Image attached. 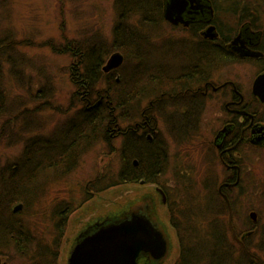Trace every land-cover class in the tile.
<instances>
[{"label":"rangeland","instance_id":"obj_1","mask_svg":"<svg viewBox=\"0 0 264 264\" xmlns=\"http://www.w3.org/2000/svg\"><path fill=\"white\" fill-rule=\"evenodd\" d=\"M148 19L149 21L145 22L140 13L133 11L127 12L121 21H124L129 30L133 29L141 34V38L146 42L142 49L151 59L150 64L158 62L164 68V73V65L167 64L166 58L168 59L169 55L168 41H175L171 47L178 51L179 46H174L181 44L182 34L171 31L163 19L156 20L153 14L149 15ZM119 20L117 0H0V46L11 43L8 47L9 58L4 59L0 52V100L10 106L9 109L6 105L0 107V173L6 168L5 175L10 178L12 172L9 165H15V162L21 160L26 141L37 134L49 136L54 129L63 130L64 126L69 124L70 118L82 107V90L76 85L72 73L75 57L70 52V47L73 43L105 41V53H109L104 65L113 53H122L125 62L113 71L114 77L121 78L134 69L147 68L149 62H138L132 49L122 44L123 38L114 43V29ZM177 63L176 70L172 72L181 68L182 64L179 61ZM103 72L109 73L104 70ZM153 72L156 71L152 69L151 73ZM154 76L164 77L159 74ZM159 80L163 83L155 84L153 90L146 94L142 104L134 105L133 111L136 107L141 111L148 109L150 100L161 98L160 94L168 89L169 80ZM102 81L95 85L97 91L103 92L102 89H106L107 83ZM148 85L150 89V84ZM4 108L7 110H3ZM168 110L161 108L156 111L159 120L156 138H166L167 151L171 152L170 155L163 156L164 174L157 185L165 193L173 191L177 199L176 205L169 206L164 203L162 195L155 189L156 184L140 182L114 186L90 198L89 186L93 181L100 178V181L107 182L116 177L115 173L122 165L124 144L121 137L114 138L111 144L102 136L85 139L74 166L50 168L32 183L15 187L19 192H16L18 195L11 207L15 208L19 204L23 206L17 211L16 219H13V222H17V230L3 234L5 238L1 241L0 248L8 243L13 247L8 255H0L3 260L8 263L10 261L9 264H30L33 254H30V259L18 250V240H22L24 245L28 243L29 250H38L34 253L38 258L39 254L50 256L63 226L66 232L64 244L70 249L78 233L93 231L94 226L90 230V224H105L114 219L119 220L133 211H143L146 202H150V208L153 209L149 217L164 230L169 240V253L160 264H173L180 252L177 232L170 223L171 209L176 210V220L182 221L187 208L196 204V201L191 203V200L198 196L201 233L204 234L210 221L219 229L220 224L215 221L214 213L216 210H221L222 213V205L219 208L215 205L212 187L204 185L210 173L207 170L201 171L199 149L193 148L188 157L176 154L180 149H189L188 146L192 144L189 142L190 136L195 131L189 135L177 134L178 129L170 131L172 127L168 126V119L170 120L169 115L172 113ZM178 118L173 116L172 120ZM135 121L123 120V124L126 127L134 125ZM180 134L184 137H177ZM248 170V173L245 172V178L249 181V177L256 178L253 181L255 189L246 187L237 200V205L235 202L236 228L240 235H245L248 231L253 234L244 247L236 246L231 250V255L226 254L223 257L235 262L242 260L243 264H264V158L252 159ZM12 182L9 181V184ZM1 183L0 179V185ZM3 198V193L0 192V207L5 205L0 220L9 216L11 209ZM190 198L192 199L189 205ZM62 211L65 212L62 214ZM67 211L72 213L69 220L65 217ZM253 212L259 213V220L252 217ZM221 217L227 220L224 212ZM58 219L65 222L62 224ZM70 256L71 254L63 252L64 260L60 261L68 264L67 259ZM140 264L150 263L141 259ZM202 264H208V260Z\"/></svg>","mask_w":264,"mask_h":264},{"label":"flooded vegetation","instance_id":"obj_2","mask_svg":"<svg viewBox=\"0 0 264 264\" xmlns=\"http://www.w3.org/2000/svg\"><path fill=\"white\" fill-rule=\"evenodd\" d=\"M161 6L163 21L169 29L182 34L181 44L174 46H179V50L175 51L171 47L175 41H168L169 55L166 54L168 59L164 65L166 72L163 73L164 77H156L154 74L157 73H151L149 90H153L155 84L163 83L159 79L169 80L168 89L160 94V99L150 100L148 109H144L141 114V121L137 118L134 125L126 127L120 121L117 134L111 137H121L124 142L129 132H132L139 139L145 137L153 145L151 148L154 154L158 148H162L161 151L168 156L171 152L167 151L166 138H156L159 126L156 111L161 108L170 109V131L178 129L177 134L186 135L195 131L190 136L189 142L192 144L188 146L189 149H180L176 154L188 157L193 148L199 149L201 171L207 170L210 173L207 179L209 184L206 181L204 185L212 187L213 202L218 208L222 205V213L227 216L225 221L221 217V210H216L214 219L218 224L227 223L228 242L245 246L251 231L245 235L239 234L235 202L237 205L246 187L255 189L253 181L256 178L249 177L250 181L245 178L251 160L264 158V86L255 88L257 79L264 74V0H177L175 3L173 0H162ZM169 6H175L177 11H181L182 19L178 23L165 17ZM178 61L182 64L181 68L172 72L176 70ZM117 79L120 80V76ZM129 107L134 108V105ZM129 107L124 105L121 108ZM173 116H178V120L173 121ZM177 137L184 136L180 134ZM135 165H138L137 161ZM151 183L156 184L155 189L162 195L165 204L172 206L177 202L172 190L165 193L158 183L148 184ZM150 206V202H146L145 209L148 211ZM253 213L254 219L259 220V213ZM230 214L237 238L230 225ZM71 215L67 211L66 220ZM64 221L61 220V223ZM4 226L7 227L6 223ZM91 227L90 224V230ZM81 232L74 237L70 249L64 244L65 230L58 233L50 256L39 254L38 258L34 254L38 250H29L28 243L17 249L30 259V254H33L30 264H64L60 261L64 260L63 252L72 254L77 243L92 233L86 230ZM10 248H13L10 243L6 248H0V255H8ZM0 258L1 264L10 263L3 260L2 256ZM68 260L69 257L67 263Z\"/></svg>","mask_w":264,"mask_h":264},{"label":"trees","instance_id":"obj_3","mask_svg":"<svg viewBox=\"0 0 264 264\" xmlns=\"http://www.w3.org/2000/svg\"><path fill=\"white\" fill-rule=\"evenodd\" d=\"M117 5L119 7L120 20L114 29V43L123 38L122 44L132 49L138 62H149L147 68L143 70L142 68L140 70L134 69V71L129 72L128 77L123 75L118 80L117 77H114L113 73L115 72H103L105 58L109 53H105L107 50L105 41L73 43V46L70 47V52L75 57L72 73L76 85L82 90V107L70 118L69 124L67 127L64 126L63 130L59 129L56 131L54 129L49 136L37 134L34 138L32 137L26 141L21 160L15 162V165H9L11 167L9 170L12 172L10 178L5 175L6 168L0 173L2 182L0 192L3 193V200H5L9 209L11 208L9 216H3L4 218L0 220V241H4L5 237L3 234L5 232L17 230L15 228L17 222H13V219H16L18 215L11 207L16 201L14 200L18 195L16 192H19L18 189L15 190V187L32 183L50 168L58 169L67 165L69 167L74 166L78 161L76 156L80 152V147L84 145L82 141L85 139L91 140L102 136L111 144L114 138L111 135L117 134L116 129L120 121L137 120L138 117L141 118L143 112L138 107H136L135 111H133L134 108L122 109L121 107L124 105L129 107L130 105L142 104L146 94L148 91L150 92L148 84L152 69L156 71L154 73L163 75L162 70L164 68L162 65L158 62L151 65V59L143 52L142 47H144L146 42L141 38V34L133 29L129 30L125 27L124 21H121L127 12L132 13L133 11L140 13L145 22L149 21L148 17L149 15L152 16V14L156 20L163 19L162 0H117ZM7 44V46H0V48L3 47L0 52L4 59L10 57L8 47L11 43ZM101 80H103L102 82L105 80L107 83L106 89H102L104 90L103 92L97 91V86H95ZM1 95L2 91L0 90V97H2ZM4 105L6 103L0 100V107ZM6 106L9 109V103ZM136 135L129 132L123 142L122 165L116 171V177L107 182L100 181V178L93 181L91 186H89L91 190L89 193L90 198L94 194L114 186L139 183L141 181L147 183L160 182V178L164 174L165 164L163 158L165 155L161 151L162 148H158L154 154L151 148L153 145L145 137L139 139ZM135 161L138 162V165H135ZM9 181L13 182L9 184ZM192 198L189 199V205L194 201H196V204L187 208L185 212L183 211L184 219L182 221L176 220V210H170V223L177 232L180 244L179 256L173 264H202L205 260H208V264H243L244 261L242 260L235 262L223 257L226 254L227 256L231 255V250L236 246H242L234 242H228L227 223H220L217 230L215 224L210 221L206 225L205 230L203 229L204 234L201 233L202 228L199 222L200 201L198 196H195L193 201L191 200ZM175 203L172 206L176 205ZM4 209L5 205L0 207V216ZM4 223H6L7 227L4 226ZM95 225L96 223L92 224V226ZM97 228L93 229L92 232L96 231ZM60 230L63 232L64 226ZM17 243L22 247L26 246V244H22V240H18ZM3 247L6 248L7 246L3 244ZM218 249L219 253H217Z\"/></svg>","mask_w":264,"mask_h":264},{"label":"water","instance_id":"obj_4","mask_svg":"<svg viewBox=\"0 0 264 264\" xmlns=\"http://www.w3.org/2000/svg\"><path fill=\"white\" fill-rule=\"evenodd\" d=\"M176 1L173 0V3ZM180 13L175 6H169L165 11V17L178 23L182 19ZM123 63L124 55L115 52L109 57L103 70L114 71ZM262 85L264 86V74L257 79L255 88L263 87ZM22 206L17 205L14 211L17 212ZM229 208L231 211L230 204ZM251 215L254 217L255 213ZM156 223L149 215L133 211L119 220L114 219L110 223L100 224L96 231L77 243L68 264H140L141 259L148 260L150 264H160L170 248L166 233ZM230 225L234 237L237 238L232 214ZM252 234V231L249 232V235Z\"/></svg>","mask_w":264,"mask_h":264},{"label":"bare ground","instance_id":"obj_5","mask_svg":"<svg viewBox=\"0 0 264 264\" xmlns=\"http://www.w3.org/2000/svg\"><path fill=\"white\" fill-rule=\"evenodd\" d=\"M144 182L145 181H141L140 183H143L144 184ZM140 211L143 212V213H146L147 212L146 214L149 215V216L152 215V213H153V209L152 208H149L148 211H147V209L143 208V211H142V209Z\"/></svg>","mask_w":264,"mask_h":264}]
</instances>
